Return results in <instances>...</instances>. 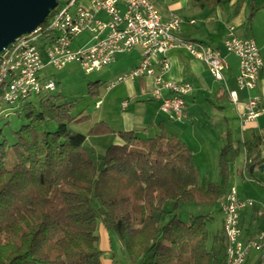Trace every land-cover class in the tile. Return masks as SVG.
<instances>
[{"label": "trees", "instance_id": "trees-1", "mask_svg": "<svg viewBox=\"0 0 264 264\" xmlns=\"http://www.w3.org/2000/svg\"><path fill=\"white\" fill-rule=\"evenodd\" d=\"M226 1L197 5L217 8ZM243 1L232 0L235 14ZM99 84H90L92 93ZM52 91L21 99L8 115L9 105L0 101V121L11 114L26 120L13 131L14 142L0 128V264H101L100 224L115 232L130 264H227L223 225L208 227L212 207L221 211L229 165L242 151L251 174L264 170V133L235 141L228 130L219 178L201 185L192 149L179 136L162 129L143 138L105 121L77 131L71 123L90 115L74 114L75 101ZM104 132L124 142L95 159L88 135ZM191 202L211 211L182 219L181 204Z\"/></svg>", "mask_w": 264, "mask_h": 264}, {"label": "built area", "instance_id": "built-area-1", "mask_svg": "<svg viewBox=\"0 0 264 264\" xmlns=\"http://www.w3.org/2000/svg\"><path fill=\"white\" fill-rule=\"evenodd\" d=\"M184 19L178 15L163 18L150 0H58L45 25L17 37L0 53V101L10 113L26 97L55 90L52 75L43 71L53 66L62 68L79 60L89 73L110 65L120 53L139 49V63L125 76L154 75L156 87L153 97L160 101L161 111L171 117L185 116V96L193 90L191 82H176L164 78L170 67L167 52L176 47L185 48L191 55L204 61L216 80L224 81L220 50L204 41L184 37L181 33ZM195 23V19H190ZM91 33V43L73 47L75 36ZM228 53L240 59L237 86L240 90L256 88L264 62L253 37H241L230 26L223 41ZM124 76H120L121 80ZM116 81H111L109 87ZM169 91V92H167ZM232 102L240 101L237 89H228ZM101 101H97L98 106ZM128 99L122 101L126 107ZM2 104L0 103V108ZM5 109H2L4 111ZM261 113L260 97L248 94L241 113V121H254ZM254 205V199L239 195L232 186L221 200L223 228L227 236V264H245L250 249L264 258V232L252 238H242L240 217L242 211Z\"/></svg>", "mask_w": 264, "mask_h": 264}, {"label": "crops", "instance_id": "crops-1", "mask_svg": "<svg viewBox=\"0 0 264 264\" xmlns=\"http://www.w3.org/2000/svg\"><path fill=\"white\" fill-rule=\"evenodd\" d=\"M150 1L154 3L163 18H167L174 14L184 19L181 30L184 37L207 42L220 50L223 57L222 62L223 59L225 60V63L223 62V73L225 76L226 88H222L221 83L216 86L218 82L216 79L214 81L211 80V71L207 63L194 57L183 47L170 49L167 52L170 67L163 75L164 78L176 82L189 81L193 85V90L185 96L186 115L182 117H171L167 113L161 111L160 101L153 97V92L156 87L154 75L125 76L130 73L140 61V51L136 48L131 51L120 53L110 64L115 65L116 75L120 73L112 80L116 81L120 76H124V78L119 81H123L120 89L126 95L125 99H128L129 103L126 107L122 106L125 108L124 110L127 111L122 113L119 120L121 126L114 125L113 121H105V123L116 130H133L137 136L143 138L154 136L164 129L170 134H175L182 138L191 147L194 157H196V154H201V157H204L207 153V150L202 148L206 141V137L201 136L197 131L200 132L201 130L202 132L206 128V125H213L208 119L210 116L208 113L211 108L213 110H219V112L223 114L224 120L227 123V129L230 132L232 126L236 123L238 124L241 135L239 138L240 140L243 141L250 137L252 132L263 134L264 65L259 72L256 88L251 91L243 90L242 93L238 91L240 101L238 103L232 102L228 89H237L235 87L237 84V75L240 71V59L236 54L228 53L225 50L223 41L229 27L231 25L234 26L237 35L241 37H253L255 39L264 62V17L257 23L259 28H255V20L257 17L259 18L261 14H264V0H254L258 10L256 13L252 14L250 18L248 17V12L254 5L251 4L248 8L249 3L247 0L243 1L242 7L237 14L234 13V8L231 4L232 0L222 3L217 8H201L197 5L198 0ZM252 17L255 20L248 23V19H252ZM190 19H195V23H190ZM262 23L263 25L261 26ZM89 34L91 35L90 32ZM132 52H135V55L128 61V59L125 58V54ZM117 83L118 82L115 84ZM107 86L109 87V85ZM253 91L254 95L260 97L261 113L254 121L243 123L240 115L244 110V102L248 94L253 93ZM131 99L140 103L136 105L134 110L129 111L131 108ZM99 100L101 103L98 106L96 105L97 107L102 104V99H98L97 101ZM199 103L204 107L203 111H205L206 114H203V111L198 109ZM206 103L210 106L207 109L205 108ZM185 118L186 120L184 121L183 119ZM89 120H91V118ZM98 121L103 120L99 119L93 121L92 126ZM88 142L93 152L97 149H102L105 152L110 144H121L124 141L116 132H104L100 134H89ZM239 195L242 197L249 196L254 199V205L246 207L242 211L240 217L242 238H252L258 233L264 232V204H260V199L257 196L250 195L248 192H245V194L239 192ZM98 235L97 245L101 250V264H130L129 257H126L127 253L115 232L100 224ZM249 258L248 256L245 263L248 262ZM256 259L257 261L261 259V253L260 255H256Z\"/></svg>", "mask_w": 264, "mask_h": 264}, {"label": "rangeland", "instance_id": "rangeland-1", "mask_svg": "<svg viewBox=\"0 0 264 264\" xmlns=\"http://www.w3.org/2000/svg\"><path fill=\"white\" fill-rule=\"evenodd\" d=\"M248 8L250 5H254L253 8L248 12V17L257 12V5L254 0H247ZM252 2V3H251ZM264 2V1H263ZM255 7V9H254ZM263 13V12H262ZM254 17V16H253ZM248 19V23H251L255 19ZM264 14L255 20V28L258 29V24L262 20ZM263 23L261 24V26ZM91 35L89 32H83L78 36H75L73 39V47L87 46L91 43ZM119 55V54H118ZM135 52L125 54V58L130 61L134 57ZM225 63V60L223 59ZM116 69L115 65L106 66L100 70H94L89 73H86L80 64L79 60H74L73 62L68 63L62 68H56L53 66L47 67L43 71V75H52L57 83V88L53 90V93H60L64 96V99L75 101V107L73 109L74 114L83 112L90 115L91 120L83 122H72L71 127L77 131L87 133L90 127L93 124V121L102 119L103 121H113L114 125L121 126L120 118L122 113H125V108L122 107L121 102L125 99L124 92L120 89L122 87L123 81L116 80L118 82L112 87L107 85L114 81L113 78H116L118 75L115 74ZM210 78L212 81L215 80L214 76L210 73ZM99 81L98 90L99 93L96 95L91 92L90 84L93 82ZM216 86L221 83L222 88H226L224 81L217 80ZM221 86V85H220ZM237 90L242 93L243 90H240L236 84ZM245 91V90H244ZM254 95L253 93H251ZM35 97V96H33ZM102 99V104L97 107L96 100ZM130 110H134L136 105L140 102H135L132 99ZM204 102V101H202ZM205 103V102H204ZM209 106L206 103L205 108ZM201 103H199L198 109L203 111ZM217 109V108H216ZM203 114H206L203 111ZM209 121L213 125H206L205 129L201 132L197 131L201 136L206 137L204 142L203 149L207 150V153L204 157H201V154H196V160L199 167V183L205 184L208 181H217L219 178V153L220 149L226 141V134L228 132L227 123L224 120L223 114L219 110L210 109ZM116 120V121H114ZM184 121L186 120L183 119ZM26 120L22 117L17 116V114H11L7 119L0 121V128H3L4 135L10 142H14L15 138L13 136V131L18 129ZM231 136L233 140L237 141L240 138V129L238 124L232 126ZM240 140V139H239ZM242 141V140H240ZM201 149V150H203ZM204 151V150H203ZM104 151L102 149H97L94 151L93 156L97 159L99 156H102ZM264 153V147H263ZM263 180V181H262ZM264 170L256 168L253 174L249 172V169L245 167V154L242 151L236 158L234 162H231L229 165V178L227 189L234 186L238 192L244 193L248 192L250 195L257 196L260 200V204H264ZM223 198V197H222ZM222 200V199H221ZM262 202V203H261ZM172 207L171 202L166 204V208L170 209ZM212 219L208 222V227L210 230L220 228L223 225L222 222V212L219 210V207H212ZM210 207L205 205H198L196 203H182L179 209V216L182 219L187 218L188 212L193 214L209 212ZM99 229V226L97 230ZM256 255H260V251L252 248L250 249L248 262L245 264H264V258H261L257 261ZM128 258V254H126Z\"/></svg>", "mask_w": 264, "mask_h": 264}, {"label": "water", "instance_id": "water-1", "mask_svg": "<svg viewBox=\"0 0 264 264\" xmlns=\"http://www.w3.org/2000/svg\"><path fill=\"white\" fill-rule=\"evenodd\" d=\"M57 4L58 0H0V53L42 24Z\"/></svg>", "mask_w": 264, "mask_h": 264}]
</instances>
